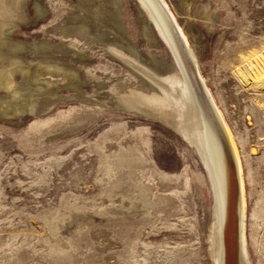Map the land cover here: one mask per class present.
<instances>
[{
    "label": "rangeland",
    "instance_id": "rangeland-1",
    "mask_svg": "<svg viewBox=\"0 0 264 264\" xmlns=\"http://www.w3.org/2000/svg\"><path fill=\"white\" fill-rule=\"evenodd\" d=\"M164 1L233 134L245 245L251 264H264V88H252L246 66L264 50V0ZM146 12L139 0H19L0 17L12 30L5 39L25 46L22 87L35 86L37 70L50 76L29 63L35 56L63 66L72 83L38 91L37 114L0 111V264H215L204 160L175 129L123 106L153 90L121 57L134 50L164 76L174 62ZM80 25L86 46L61 37Z\"/></svg>",
    "mask_w": 264,
    "mask_h": 264
},
{
    "label": "bare ground",
    "instance_id": "bare-ground-1",
    "mask_svg": "<svg viewBox=\"0 0 264 264\" xmlns=\"http://www.w3.org/2000/svg\"><path fill=\"white\" fill-rule=\"evenodd\" d=\"M139 2L144 6V8L148 12L150 19L153 20V22L155 23L156 27L154 28L157 29V31L161 34V36L164 38V40L167 43L164 33L160 28L158 22L156 21L153 13L150 11L144 0H139ZM17 5L19 6V0H13L12 2H8L7 0H0V17L5 18L7 16L9 18V16H11L14 11V7H16ZM6 25H8V23L6 24L5 21L0 22V111L5 113L6 115L7 114L13 115L19 113H25V114L27 113L29 115H34L37 114L38 112V108H37V106H39L37 104L38 91L43 90L45 87L48 86L49 88L50 86H52V88L55 87V89L61 88V86L64 87L72 86V83L68 82L67 79L68 72L63 66H61L58 63L53 64L50 62H44L43 60L35 56L29 59V63H36L37 66L39 67L47 68L46 71L50 76L47 77L45 74H42L39 72V70H37V76H34L36 81L35 86L30 84V86L22 87L23 83L21 84L18 81H16L15 75L18 73H20L21 75L26 74L25 72H27L26 69L27 67L21 66L23 59H21V56L19 54V51L25 49V46L21 43H12L11 41H7V39H5L4 36L5 33L7 31H12L11 28L5 29ZM179 26L189 46L191 47L190 44L191 41H189L187 34L182 29V26L181 25ZM61 37L67 40H75L81 42L84 44V46H86L89 41L88 27L85 25L75 26L74 28L69 29V31L67 30L64 33H61ZM32 46L33 48L31 49L37 50L36 53L38 54L43 53V50H45L44 49L45 47L41 48L39 44L37 45L33 44ZM4 47L6 50L3 49ZM64 47L71 48L79 53L86 52L83 49V46H79L75 42H68L67 44L64 45ZM57 48L61 49V47H57ZM191 49L195 55L196 60L198 61V57L195 53L196 51L192 47ZM133 52L135 56H132L131 58L130 57L128 58L121 57V58H123V60H125V62L128 65H130L131 67L140 71L141 73L145 74L148 77L149 79L148 84L153 90V94L151 95V97L146 98L145 101L137 105L123 104L124 108L127 110L139 111L144 115L156 117L159 120H161V122L165 123L168 127L175 129L176 132H178L179 135L183 137L188 143H190L193 146L198 145L197 147L200 150L199 154H201L200 156L204 160L203 162H205L207 168L209 169L208 161L205 156L206 153L204 152L205 153L204 154L202 152L205 149H204L203 141L199 135L198 119L196 117V112H195L194 104L192 102L191 93L187 88V84L182 76L176 58L174 57V62L173 64L171 63L172 64L171 73L169 74V76H164L162 73L160 74L150 66L143 63L141 58H139L138 56L139 55L138 52L134 50ZM28 66H30V64ZM246 66L248 68L251 67V71H253L252 73H250L251 76L253 77L252 88L253 87L255 89L264 88V50L259 55L254 56V58L252 59H249L246 63ZM241 68L238 69L239 71L237 75L242 80L244 78L245 80H247L248 78L247 75L249 72L246 74L245 71H247V69L245 68L244 71ZM61 73L64 74L63 78H60L57 75ZM70 75H74V74L71 73ZM1 92H4L5 94L1 95ZM260 96L264 99V91L260 92ZM225 125L231 137L235 152L237 154L238 151L233 138V134L231 133V130L229 129V126L226 122ZM239 165H240V171H242L241 164ZM243 192H244V184H243ZM243 201H244V210H245V199H243ZM210 228L213 231V239H214L217 229L216 218L215 219L212 218ZM212 231L210 234V238L212 237ZM215 264H218L217 259H215Z\"/></svg>",
    "mask_w": 264,
    "mask_h": 264
},
{
    "label": "water",
    "instance_id": "water-1",
    "mask_svg": "<svg viewBox=\"0 0 264 264\" xmlns=\"http://www.w3.org/2000/svg\"><path fill=\"white\" fill-rule=\"evenodd\" d=\"M144 2L162 29L191 93L215 199L214 257L218 264H251L245 245L242 175L225 122L169 6L164 0ZM194 146L199 154L198 145Z\"/></svg>",
    "mask_w": 264,
    "mask_h": 264
}]
</instances>
